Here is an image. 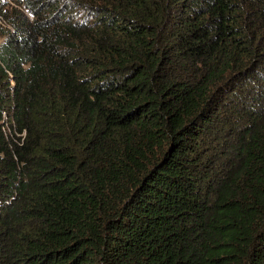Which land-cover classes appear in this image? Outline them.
<instances>
[{"label": "trees", "instance_id": "1", "mask_svg": "<svg viewBox=\"0 0 264 264\" xmlns=\"http://www.w3.org/2000/svg\"><path fill=\"white\" fill-rule=\"evenodd\" d=\"M14 1L0 264H264V0Z\"/></svg>", "mask_w": 264, "mask_h": 264}, {"label": "rangeland", "instance_id": "2", "mask_svg": "<svg viewBox=\"0 0 264 264\" xmlns=\"http://www.w3.org/2000/svg\"><path fill=\"white\" fill-rule=\"evenodd\" d=\"M1 7H3L4 12L7 14V17L0 18V44L4 41V38L2 37V32H5L6 30H10L11 26L7 23V18L9 17V14L12 12L13 7L16 5L14 0H1ZM3 4V5H2ZM11 132L8 131V134L15 135V132L13 129H10Z\"/></svg>", "mask_w": 264, "mask_h": 264}]
</instances>
